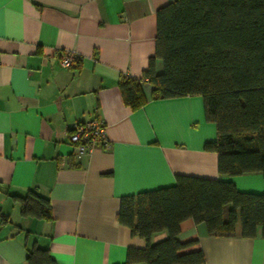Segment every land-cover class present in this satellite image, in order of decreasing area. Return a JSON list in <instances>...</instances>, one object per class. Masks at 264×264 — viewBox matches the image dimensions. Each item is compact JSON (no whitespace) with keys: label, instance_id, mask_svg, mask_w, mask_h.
<instances>
[{"label":"crops","instance_id":"1","mask_svg":"<svg viewBox=\"0 0 264 264\" xmlns=\"http://www.w3.org/2000/svg\"><path fill=\"white\" fill-rule=\"evenodd\" d=\"M174 0H0V264H28V250L48 249L57 264H122L145 240L117 222L120 199L175 184L178 175L229 180L261 193V173L220 175L216 139L199 95L125 104L120 75L141 79L155 54L156 11ZM67 51L71 67L59 61ZM154 68L162 71L156 58ZM100 121L108 148L77 158L69 133ZM47 198L51 218L23 215L17 196ZM230 208L227 205L226 212ZM165 232L151 237L157 242ZM178 239L195 240L199 264H264V237L207 233L184 220Z\"/></svg>","mask_w":264,"mask_h":264},{"label":"trees","instance_id":"2","mask_svg":"<svg viewBox=\"0 0 264 264\" xmlns=\"http://www.w3.org/2000/svg\"><path fill=\"white\" fill-rule=\"evenodd\" d=\"M78 58V56H77ZM162 62L157 73L154 61ZM150 99L199 95L216 139L204 148L217 154L220 175L261 173L264 178V0H174L156 11L155 54L141 79L120 75L122 99L131 108ZM23 215L51 218L49 200L29 191L17 196ZM230 205L226 212L225 208ZM117 222L145 240L129 247L122 264H199L195 240L178 239L181 223H204L207 233L264 237V191H239L233 182L178 175L175 184L121 197ZM166 237L152 242L151 237ZM28 264H57L48 249L34 246Z\"/></svg>","mask_w":264,"mask_h":264},{"label":"built area","instance_id":"3","mask_svg":"<svg viewBox=\"0 0 264 264\" xmlns=\"http://www.w3.org/2000/svg\"><path fill=\"white\" fill-rule=\"evenodd\" d=\"M77 55L74 51L65 52L59 63L63 67H71L75 64ZM68 140L72 146V153L80 158L96 146L109 147L105 136L103 124L100 121H83L74 123Z\"/></svg>","mask_w":264,"mask_h":264}]
</instances>
